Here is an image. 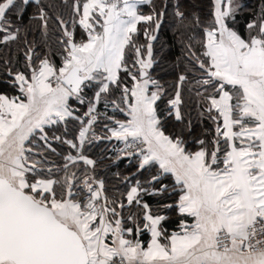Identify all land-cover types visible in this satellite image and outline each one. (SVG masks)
Returning a JSON list of instances; mask_svg holds the SVG:
<instances>
[{"label": "snow or ice", "instance_id": "1", "mask_svg": "<svg viewBox=\"0 0 264 264\" xmlns=\"http://www.w3.org/2000/svg\"><path fill=\"white\" fill-rule=\"evenodd\" d=\"M0 53V264H264V0H0Z\"/></svg>", "mask_w": 264, "mask_h": 264}, {"label": "trees", "instance_id": "2", "mask_svg": "<svg viewBox=\"0 0 264 264\" xmlns=\"http://www.w3.org/2000/svg\"><path fill=\"white\" fill-rule=\"evenodd\" d=\"M57 2L60 3V2H62V0H57ZM69 2H71V0H69ZM187 2H190V0H187ZM245 2H246L247 4H249V6H254V5H256V4L258 3V0H245ZM29 12H31V9H29ZM168 35H169V37L171 36L170 31H169ZM30 38H31V37H30ZM175 54H176V55H179V48H178V47H177V49H176ZM0 55H2V53H0ZM173 59H174V57H173ZM165 79H170V77H165ZM0 90H2V86H0ZM171 129H172V122L169 121L168 124L166 125V130H171ZM108 147H110V146L107 145L106 143H101V144H99L98 147L92 149V154H93L94 156H97V157H99V156L102 155V154H103V155H106V153H104V149H106V148H108ZM125 166H126V165H121L120 167H121V168H124ZM112 170H113V171H116L115 168L112 169ZM165 182H167V181H165Z\"/></svg>", "mask_w": 264, "mask_h": 264}]
</instances>
